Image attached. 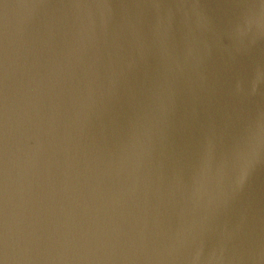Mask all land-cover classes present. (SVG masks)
Segmentation results:
<instances>
[{
    "label": "water",
    "instance_id": "water-1",
    "mask_svg": "<svg viewBox=\"0 0 264 264\" xmlns=\"http://www.w3.org/2000/svg\"><path fill=\"white\" fill-rule=\"evenodd\" d=\"M0 264H264V0H0Z\"/></svg>",
    "mask_w": 264,
    "mask_h": 264
}]
</instances>
